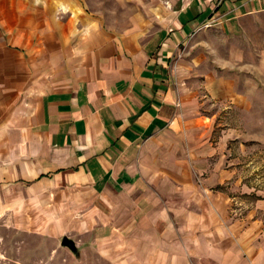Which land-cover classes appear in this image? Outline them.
Listing matches in <instances>:
<instances>
[{"label":"crops","instance_id":"1","mask_svg":"<svg viewBox=\"0 0 264 264\" xmlns=\"http://www.w3.org/2000/svg\"><path fill=\"white\" fill-rule=\"evenodd\" d=\"M262 11L0 0V223L68 237L105 264H264L262 189L233 164L220 117L251 104L229 72L198 66ZM202 93L228 103L199 105Z\"/></svg>","mask_w":264,"mask_h":264},{"label":"rangeland","instance_id":"2","mask_svg":"<svg viewBox=\"0 0 264 264\" xmlns=\"http://www.w3.org/2000/svg\"><path fill=\"white\" fill-rule=\"evenodd\" d=\"M105 1L110 4L112 0ZM181 51L179 61L192 58L191 39ZM204 53L207 56L199 61V68L207 70L213 66L229 72L228 78L236 81V91L246 94L251 104L220 111V117L230 123V132L236 137L230 142L238 154L232 159L233 164L241 171L242 179L250 186L257 185L264 196V11L247 16L236 36L228 34L223 40L217 35L215 45ZM227 103L208 99L204 93L199 98V105ZM79 249L64 244L63 239L21 229L11 222L0 223V264H105L88 249Z\"/></svg>","mask_w":264,"mask_h":264},{"label":"water","instance_id":"3","mask_svg":"<svg viewBox=\"0 0 264 264\" xmlns=\"http://www.w3.org/2000/svg\"><path fill=\"white\" fill-rule=\"evenodd\" d=\"M63 242H64V244L69 245L71 248L76 250V244L73 240L69 239L68 237H65Z\"/></svg>","mask_w":264,"mask_h":264}]
</instances>
